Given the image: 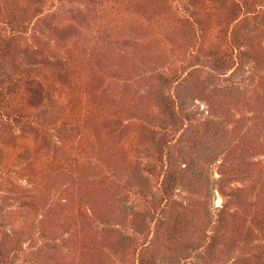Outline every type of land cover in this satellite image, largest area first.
<instances>
[{
  "label": "rangeland",
  "instance_id": "1",
  "mask_svg": "<svg viewBox=\"0 0 264 264\" xmlns=\"http://www.w3.org/2000/svg\"><path fill=\"white\" fill-rule=\"evenodd\" d=\"M0 264H264V0H0Z\"/></svg>",
  "mask_w": 264,
  "mask_h": 264
},
{
  "label": "trees",
  "instance_id": "2",
  "mask_svg": "<svg viewBox=\"0 0 264 264\" xmlns=\"http://www.w3.org/2000/svg\"><path fill=\"white\" fill-rule=\"evenodd\" d=\"M214 66H220L219 63L215 62ZM178 182V178L174 175V173L168 172L165 181L163 183L162 192L165 198H171L173 196V190L176 188V184ZM175 221V229H188L189 224L185 223V220L180 217V215L174 218Z\"/></svg>",
  "mask_w": 264,
  "mask_h": 264
}]
</instances>
